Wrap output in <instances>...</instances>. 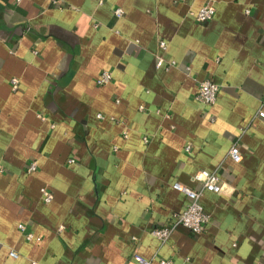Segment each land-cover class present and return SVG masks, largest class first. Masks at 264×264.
<instances>
[{
  "label": "crops",
  "instance_id": "1",
  "mask_svg": "<svg viewBox=\"0 0 264 264\" xmlns=\"http://www.w3.org/2000/svg\"><path fill=\"white\" fill-rule=\"evenodd\" d=\"M259 111L264 0H0V264H264ZM200 170L223 186L204 230L161 243L150 230L186 204L173 183Z\"/></svg>",
  "mask_w": 264,
  "mask_h": 264
},
{
  "label": "built area",
  "instance_id": "2",
  "mask_svg": "<svg viewBox=\"0 0 264 264\" xmlns=\"http://www.w3.org/2000/svg\"><path fill=\"white\" fill-rule=\"evenodd\" d=\"M215 13V8L212 3H206L202 6L193 16L197 22L206 23L209 22ZM115 14L119 16L121 14V10L117 9ZM161 47H164V43L162 41L159 42ZM162 64V60L160 58L157 59L156 65L160 66ZM111 79V75L109 71L103 70L100 72L96 83L98 85L107 84ZM14 85H16V80L12 81ZM219 85L212 81L211 79H203L198 83L197 92L195 94V100L205 106H211L215 103L217 94L219 92ZM259 117H264V112L259 111ZM228 156L235 162H238L241 159V153L239 150V146L237 144L232 145L229 149ZM69 162H72L70 160ZM35 163H30L28 166V171L31 172L35 170ZM193 180L199 185L198 188H192L189 186L181 185L178 182L173 183V187L180 191L186 197V204L183 210L174 216V220L169 225L154 227L150 230V233L161 243H165L172 231L177 226H182L188 229L190 232L194 234L201 233L205 224L208 221V215L204 211L201 204V196L204 191H210L213 193H221L223 190L222 182L217 174L208 172L206 170H200L193 176ZM42 198L45 202H50L52 199L49 191L44 187L41 189ZM19 228L23 231L22 225ZM26 238L30 239L31 234H26ZM9 255L12 257H16L17 254L13 251L9 252ZM172 261L169 259H162L159 261L160 264H172ZM151 260L146 259L138 254H134L128 261V264H150ZM30 264H37L36 262H32Z\"/></svg>",
  "mask_w": 264,
  "mask_h": 264
}]
</instances>
